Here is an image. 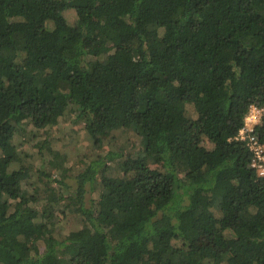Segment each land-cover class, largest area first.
Listing matches in <instances>:
<instances>
[{
  "label": "trees",
  "instance_id": "trees-1",
  "mask_svg": "<svg viewBox=\"0 0 264 264\" xmlns=\"http://www.w3.org/2000/svg\"><path fill=\"white\" fill-rule=\"evenodd\" d=\"M251 105L264 0H0V264H264ZM66 116L100 152L75 184L39 138Z\"/></svg>",
  "mask_w": 264,
  "mask_h": 264
},
{
  "label": "rangeland",
  "instance_id": "rangeland-1",
  "mask_svg": "<svg viewBox=\"0 0 264 264\" xmlns=\"http://www.w3.org/2000/svg\"><path fill=\"white\" fill-rule=\"evenodd\" d=\"M69 17L72 18V14H70ZM65 118L68 120L65 121L61 118L56 125L51 126L48 138H45V136L41 137V135H39V138L49 141L56 150L66 155L67 158L65 165L69 170L68 172L70 173L71 178L66 177L65 180L75 184L73 178H75V176L83 170L93 158H96L100 152L95 150L92 139L89 137L82 122L78 121L73 124V117L66 116ZM30 131H32V127L28 128V132ZM23 146L27 147L28 152L36 153V161H38V165H41V157L38 154V141H29L24 143ZM45 152L49 157L48 151L45 150ZM102 182L103 181L100 178V180L94 184V190L87 194V204H90L91 198H98L103 187ZM57 187L60 188L58 189L57 194L63 193L66 197L69 193V189L64 184H62L61 187ZM58 220L51 224L57 238H60L61 235L68 236L72 231L78 230L83 226L81 218H77L72 214H70L68 218H61Z\"/></svg>",
  "mask_w": 264,
  "mask_h": 264
},
{
  "label": "built area",
  "instance_id": "built-area-1",
  "mask_svg": "<svg viewBox=\"0 0 264 264\" xmlns=\"http://www.w3.org/2000/svg\"><path fill=\"white\" fill-rule=\"evenodd\" d=\"M264 116V108L252 105L245 117L244 126L240 129L237 139L245 141L253 152L252 165L264 174V145L254 133L255 127Z\"/></svg>",
  "mask_w": 264,
  "mask_h": 264
},
{
  "label": "clouds",
  "instance_id": "clouds-1",
  "mask_svg": "<svg viewBox=\"0 0 264 264\" xmlns=\"http://www.w3.org/2000/svg\"><path fill=\"white\" fill-rule=\"evenodd\" d=\"M252 106V105H251ZM259 107V106H258ZM262 108H264V107H262ZM250 109V108H249ZM249 112V111H248ZM247 115V114H246ZM246 117V116H245ZM244 122H245V119H244Z\"/></svg>",
  "mask_w": 264,
  "mask_h": 264
}]
</instances>
